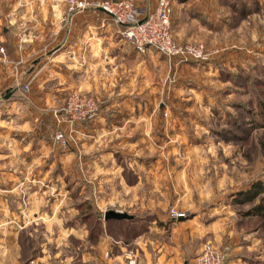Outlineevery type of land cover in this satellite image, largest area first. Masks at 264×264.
Returning <instances> with one entry per match:
<instances>
[{"label": "rangeland", "instance_id": "374dc122", "mask_svg": "<svg viewBox=\"0 0 264 264\" xmlns=\"http://www.w3.org/2000/svg\"><path fill=\"white\" fill-rule=\"evenodd\" d=\"M249 17L239 25L231 15L233 55L225 62L168 69L164 89L151 93L154 116L130 120L122 130L128 138L113 141L103 165L91 163L104 153L94 135L76 139L78 127L71 134L57 126L53 113L62 106L20 130V120L9 118L27 110L25 92L6 103L1 89L0 131L8 118L12 133L39 148L27 150L33 170L0 171V197L18 195L29 211L25 263L41 257L59 264L69 254L72 264L83 257L107 264L123 248L136 252L138 264L144 245L168 243L182 252L180 264H194L209 243L221 264H264V9ZM57 130L72 148L60 146ZM109 210L131 218L105 219ZM173 212L184 217L172 219Z\"/></svg>", "mask_w": 264, "mask_h": 264}, {"label": "crops", "instance_id": "0c3cea01", "mask_svg": "<svg viewBox=\"0 0 264 264\" xmlns=\"http://www.w3.org/2000/svg\"><path fill=\"white\" fill-rule=\"evenodd\" d=\"M136 1L143 9H151L156 3ZM263 9L264 0H173L172 34L178 43H203L209 53L205 66H211L233 55L227 45L233 29L231 15L239 16L240 25L249 21L250 13ZM64 13L65 0H0V91L9 92L2 99L11 102L13 96L25 92L26 100L20 103L27 110L9 119L20 120L15 122L18 128L29 130L39 116L49 117L53 109L63 106L68 94L91 96L98 107L97 116L75 126L79 128L75 138L94 135L96 151L104 153L91 163L103 165L111 159L116 146L113 141L128 138L122 130L130 120L154 116L151 93L164 89L168 69L180 71L184 63L169 60L153 50L135 52L101 9H86L70 20L65 19ZM34 108H39L40 113ZM4 119L7 130L0 131V171L33 170L36 163L29 154L32 150H27L32 147L37 151L38 146L23 143L19 135L24 133H12L8 118ZM28 214L18 195L0 197V221H9V225H0V264H55L42 261L41 257L24 262L21 231ZM142 250L138 264H180L182 252L179 254L176 244L149 243ZM151 254L155 256L152 259ZM61 261L59 264H72L69 254ZM77 264H86V258ZM107 264H127L124 249Z\"/></svg>", "mask_w": 264, "mask_h": 264}, {"label": "built area", "instance_id": "2783aa9c", "mask_svg": "<svg viewBox=\"0 0 264 264\" xmlns=\"http://www.w3.org/2000/svg\"><path fill=\"white\" fill-rule=\"evenodd\" d=\"M173 0H156L151 9L141 8L136 0H65V19L70 20L75 14L89 8L103 10L118 27L121 37L129 43L135 52L153 50L169 60L181 63H204L209 53L203 43H178L172 34L171 15ZM27 89L26 86H23ZM98 107L94 99L84 93H71L64 104L53 114L55 121L64 122L71 127L92 121L97 116ZM55 139L60 146L69 147V141L62 131L55 132ZM184 217L183 213L173 212L172 219ZM127 264L136 263V252L131 249L124 253ZM219 251L209 243L203 245L195 257L194 264H221Z\"/></svg>", "mask_w": 264, "mask_h": 264}, {"label": "water", "instance_id": "95a60500", "mask_svg": "<svg viewBox=\"0 0 264 264\" xmlns=\"http://www.w3.org/2000/svg\"><path fill=\"white\" fill-rule=\"evenodd\" d=\"M8 94L9 93L7 92L3 96V98H7L9 96ZM104 218L105 219H109V218H113V219H128V218H131V216H129L126 213L109 210V211H107V212L104 213Z\"/></svg>", "mask_w": 264, "mask_h": 264}, {"label": "trees", "instance_id": "16d2710c", "mask_svg": "<svg viewBox=\"0 0 264 264\" xmlns=\"http://www.w3.org/2000/svg\"><path fill=\"white\" fill-rule=\"evenodd\" d=\"M259 189L261 190V192H264V186H261Z\"/></svg>", "mask_w": 264, "mask_h": 264}]
</instances>
